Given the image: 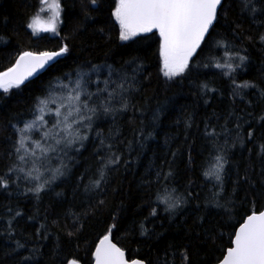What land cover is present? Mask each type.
<instances>
[{
  "label": "trees",
  "instance_id": "trees-1",
  "mask_svg": "<svg viewBox=\"0 0 264 264\" xmlns=\"http://www.w3.org/2000/svg\"><path fill=\"white\" fill-rule=\"evenodd\" d=\"M226 2L227 16L218 31L245 50L240 53L248 57L244 67L231 76L224 74L226 70L199 67L186 79L169 81L160 69L158 33L147 34L149 38L140 44L119 40V25L110 15L115 0H98V11L86 7L89 0H61L59 35H33L25 27L37 0H0V71L11 66L19 50H56L62 40L70 47L56 69L46 68L31 79L34 83L27 81V87L9 93L0 89V172L12 151V125L32 119L28 109L33 97L42 95V86L54 77L94 64L104 66L99 74L101 88L109 78L106 66L126 73L130 82L135 76L136 81L128 96L134 109L101 113L93 127L102 135L97 137L93 131L82 148L69 151L65 159L69 170L38 196L29 190L34 182L23 179L10 182L7 189L0 186V264H62L72 258L92 264L95 246L113 223L112 238L129 259L157 264L166 258L169 245H190L194 264L217 263L221 249L229 246L231 226L238 227L241 215L260 205L245 201L248 186L241 183L234 197L237 207L227 216L208 203L212 192L219 189L204 173L222 153L227 174L221 195H230L237 175L248 172L258 181L264 166L260 152L264 144V120H260L264 115V46L258 39L264 33V16L252 17L242 11V0ZM85 11L91 15L86 22ZM234 27L239 39L233 36ZM209 55L219 59L224 50H206L196 63H206ZM111 79H117L116 73ZM246 82L255 87L238 88ZM204 83L214 91L203 90ZM89 91L95 92L96 85H89ZM113 103L119 107L118 99ZM232 113L249 121H240L242 144L236 141L237 120ZM213 130L216 135L209 136ZM249 131L251 139L247 138ZM113 152L120 156L119 164L104 169L102 187L93 189L91 182L99 178L102 164ZM51 164L58 166V161L52 159ZM169 171L172 178L157 180L158 173ZM173 187L177 195L192 193L196 198L175 212L165 211L157 196ZM153 208L155 216L151 215ZM141 225L147 235L142 234Z\"/></svg>",
  "mask_w": 264,
  "mask_h": 264
},
{
  "label": "snow or ice",
  "instance_id": "snow-or-ice-1",
  "mask_svg": "<svg viewBox=\"0 0 264 264\" xmlns=\"http://www.w3.org/2000/svg\"><path fill=\"white\" fill-rule=\"evenodd\" d=\"M86 7L98 11V0H89ZM35 8L34 14L25 22V27L31 29L33 35L40 32L59 35L58 25L62 23L63 12L61 0H37ZM227 10L226 0H115L110 15L119 25L120 41L140 44L142 40L149 38L147 34L158 33L160 69L167 80L173 81L177 78L180 80L188 78L194 69L199 67L211 66L226 70L224 74L229 76L244 67L248 57L240 53L245 50L239 49L234 41L226 40L218 31L222 21L226 19ZM242 11L252 17L264 16V0H242ZM45 13L48 14L46 19L42 16ZM89 19L91 15L85 11L84 21ZM261 23L264 24V20ZM236 27L232 30L233 36L239 39L236 36ZM2 39L0 37V40ZM258 39L264 46V33H261ZM212 48H222L224 55L219 59L209 55L206 63L197 64L196 61L205 51ZM69 53V43L63 40L56 50H19L11 66L0 71V89L3 93H9L13 88L27 87L26 81L29 84L34 83L30 78L36 77L41 70L56 69L61 63L60 58L66 57ZM102 67L104 66L88 64L74 73H63L54 77L42 86L43 94L34 96L28 109L32 119L17 121V124L12 125L15 139L12 140V151L5 160V170L0 172V186L7 189L10 182H19L23 179L30 183L34 182V187L29 190L38 196L45 187L69 170L65 163L69 151L78 150L77 146L82 148L93 131L97 137L102 135L93 127L101 113L110 115L134 109L128 96L136 82L135 76L131 77L130 82L126 73L106 66L109 78L102 82L104 87L101 88L99 74ZM114 73L117 76L116 80L111 79ZM93 75L96 76L95 80ZM92 84L96 85L95 92L89 91V85ZM200 87L205 91H214L209 89L206 83ZM245 87L255 85H249L247 82L238 85L241 89ZM117 99L119 107L113 103ZM230 116H235L237 120L236 141L242 144L244 138L241 135L240 121L243 123L249 121L235 113ZM260 120H264V115L260 116ZM20 123H23V127L18 126ZM224 130L227 131V125ZM37 133L40 134L39 139H33ZM207 134L216 135L215 130ZM252 136L253 133L249 131L247 138L251 139ZM100 143L102 147L105 146L104 139H101ZM107 147L110 150L112 145L109 144ZM260 152L264 164V144L260 146ZM49 153L57 155L52 157ZM52 159L58 161V166H52ZM214 161L204 175L215 182L214 187L219 191L212 192L208 203L223 209L230 217L233 214L232 210L237 207L234 199L236 188L243 183L248 186L245 189V201L248 204L260 205L255 210L247 209L250 214L236 213L241 215V221L238 222V228L235 225L231 226L234 230L230 234L229 246L221 249L220 256L216 258L217 264H264V166L260 169L258 181L248 172L242 176L237 175L233 181L232 193L221 195L225 191L227 159L221 153L214 157ZM119 162L120 156L115 152L111 153L107 162L102 164L99 178L91 182V187L100 189L104 181V169ZM172 177L171 171L167 174H157V180H169ZM195 198L192 193L177 195L173 187L165 188L163 195L157 196V202L164 204L165 211L175 212L189 199ZM99 203L102 205L104 201L101 200ZM16 215L20 213L17 212ZM151 215H156L155 208L152 209ZM8 226L11 229V222ZM115 227L116 224L113 223L111 228ZM111 228L95 246L94 264H148L145 259H127L125 251L112 242ZM141 230L142 234L147 235L143 225ZM17 246L23 247L19 242ZM36 251L33 249L34 253ZM165 256L166 258L163 261L158 260L157 264H194L190 245L179 247L169 245ZM168 256H171V259L167 258ZM62 264H82V261L79 258H72L63 261Z\"/></svg>",
  "mask_w": 264,
  "mask_h": 264
},
{
  "label": "water",
  "instance_id": "water-1",
  "mask_svg": "<svg viewBox=\"0 0 264 264\" xmlns=\"http://www.w3.org/2000/svg\"><path fill=\"white\" fill-rule=\"evenodd\" d=\"M44 71H45V69H44V70H41L39 73H37V75L41 74V73L44 72ZM33 78H34V77H32V78H30V79H33ZM26 82H27V81H26ZM26 82H25V83H26ZM102 238H103V237H102ZM102 238H101V239H102ZM101 239H100V240H101ZM112 242L115 243V244L117 245V247H120V246H119V245H118L113 239H112ZM98 243H99V242H98ZM97 245H98V244H97ZM120 248H121V247H120ZM124 251H125V250H124ZM125 253H126V251H125ZM126 258H127V255H126ZM127 259H129V258H127ZM137 259H140V258H137ZM129 260H131V259H129ZM92 264H94V261H93ZM216 264H217V263H216Z\"/></svg>",
  "mask_w": 264,
  "mask_h": 264
},
{
  "label": "rangeland",
  "instance_id": "rangeland-1",
  "mask_svg": "<svg viewBox=\"0 0 264 264\" xmlns=\"http://www.w3.org/2000/svg\"><path fill=\"white\" fill-rule=\"evenodd\" d=\"M47 13H45V14H42V16L46 19L47 18ZM60 25V24H59ZM59 25H58V28H59ZM42 33H44V32H40V33H37V34H42Z\"/></svg>",
  "mask_w": 264,
  "mask_h": 264
},
{
  "label": "bare ground",
  "instance_id": "bare-ground-1",
  "mask_svg": "<svg viewBox=\"0 0 264 264\" xmlns=\"http://www.w3.org/2000/svg\"><path fill=\"white\" fill-rule=\"evenodd\" d=\"M238 228V227H237ZM100 241V240H99ZM98 244V243H97ZM132 259H137V258H132Z\"/></svg>",
  "mask_w": 264,
  "mask_h": 264
}]
</instances>
